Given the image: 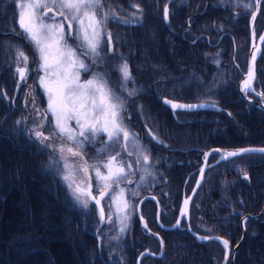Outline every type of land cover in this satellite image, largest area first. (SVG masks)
I'll list each match as a JSON object with an SVG mask.
<instances>
[{"label": "trees", "instance_id": "obj_1", "mask_svg": "<svg viewBox=\"0 0 264 264\" xmlns=\"http://www.w3.org/2000/svg\"><path fill=\"white\" fill-rule=\"evenodd\" d=\"M19 1L0 0V264H135L136 257L143 248L154 250V246H149V244L159 245V242L146 233L136 215L124 236L119 234L116 223H111V225L105 223L101 226L100 216L94 205L90 204L85 207L75 197H72L69 186L65 185L61 179V172L56 164L58 162L56 157L60 155L55 141H60V143L68 141L48 122L46 129L41 131L49 139L41 144L34 136V132L37 131L36 121L42 119L35 115L34 110H42L45 99L36 84L34 77L36 75L33 72L30 74L29 82L31 85L34 84L35 109L30 107L29 103L27 104L26 86L20 84L19 81L16 68H21L22 65L17 53L22 51L25 54L27 48H30V53L35 51L18 29L20 27L17 20ZM113 1H126L128 4L137 2L147 12L143 24L117 27L118 31L114 32L113 39L115 40V52L120 50L121 53L113 60V65L116 66L112 67L108 64L109 59L107 63L105 62L107 71L112 69L113 73L112 76L110 73L109 78L106 79L119 98L123 96L125 100H128L134 95L130 96L129 92L136 93L128 100V103L126 102L128 110L132 116L135 114L137 118L140 117L142 111H145L146 120L142 121V117L137 123L139 125L136 126L134 122L130 125L139 131H144L146 126L149 128L151 132H147L148 139L161 159V165H167L166 171L170 169L176 172V178L169 177L167 172L163 176L157 174L154 166V164L157 165L154 151L148 146H146L147 149L144 148L149 156L151 167H149V174L141 184V186L144 184V187L142 186L137 193L147 190L142 192L147 194L157 182L161 184V180L165 188L168 178L170 181H179L181 185L179 194L177 182L172 185L176 188L168 190L173 191L174 196L179 195L177 196L179 197L178 202L177 197H173L169 199L171 207H167L166 203H161L163 207L161 222L166 225L165 218L172 216L168 221L169 224L178 214L180 207L178 203L181 202L180 196L185 181L190 180L192 185L194 181L191 179L195 178L198 168L202 165V152H197L196 148L191 147L183 149L178 146L177 148L175 145L174 148H167L169 137L172 138L173 143L180 145L196 141L197 145L205 144L208 146H203L209 148L234 143H242L238 145L241 147L247 144L264 147V139L255 137V133L260 132L262 126L256 123V119L236 118L240 112L247 117L253 116L254 112L248 110L239 99L238 82L236 81L240 77V72L237 67H232V71L230 69V66L235 63L232 60L233 50H228L227 57L223 54L222 64L209 63L208 59L211 57L205 56V50H209L208 46H203L199 42L194 50L180 36V40L177 41L175 33H172L168 25L167 27L162 25L157 8L159 2L150 0L153 2L147 4L148 0ZM227 1L237 5L238 2L250 0ZM117 28L115 27L114 30ZM163 32H169V34H165L161 41L162 36L160 37L159 34ZM173 35L174 40L171 37ZM228 44L233 48L231 40ZM228 44L227 49H229ZM248 44L247 37L239 45L240 53L244 52V59ZM104 45L106 56L110 58V47L108 48L106 42ZM199 50L202 52L199 53ZM32 56L35 63L33 53ZM122 61L130 67L132 79L125 81L121 78L117 82V79L113 77L116 74L121 76L118 68ZM241 64L244 68L245 63L240 62ZM100 66L102 65L98 67ZM102 72L106 71L103 69ZM159 95L180 104L201 102L205 95H209L211 100H216L219 96L224 105L220 100L211 101L207 103L209 104L207 107L188 112H176L174 115L165 105L164 100L157 98ZM138 99L144 101H141L144 105L142 108L136 106ZM211 106H217L220 109L212 111L209 108ZM261 116L264 117L262 112ZM225 117H231L235 123L231 124V121L229 122ZM262 117L258 121L264 126ZM33 121H35L34 124ZM242 125L246 126L245 133L241 129ZM232 127L234 130L238 129L239 133L234 134ZM150 133L157 140L153 139ZM139 139L144 145L147 144L142 137L139 136ZM157 141H162V143ZM98 146L99 144H88L84 149L86 158L88 157L89 160V167L93 163L100 165L98 159L94 157ZM112 149L108 151L110 154L128 153L126 148L119 144ZM98 155L102 156L100 153ZM167 159L171 163H165ZM260 160L264 161V155L246 154L226 161V164L223 162L211 168V172L207 174L206 180L193 201L190 222L195 231L196 227L202 226L203 219H200L201 222L198 224L197 222L193 224V219L202 215L201 212H203L202 217H207L206 222L209 225V221H216V218L230 215L234 216L229 217L227 221L235 224L239 222L241 216L237 213L239 209H242L243 214L254 211L252 209L255 207L253 196L257 197L253 193V185L256 180H250V183L240 180L243 190L239 189V183L237 184L236 181H239L238 176L244 168L250 172L252 177L255 174V162ZM219 175L229 176L227 179L224 177L217 179L219 181L213 183L211 190L213 180L209 179ZM231 176L237 180H231ZM188 187L189 185L186 192H189L191 188ZM222 191L224 192L223 197L219 200L217 199L219 195L216 194ZM242 192V204H240ZM145 194L135 197L136 203ZM211 195L215 197L211 198ZM103 206L107 212L105 202ZM136 206L137 204L135 209ZM143 206H145L143 214L146 215L145 218L151 230L161 234L175 246L174 250L170 249V254L166 249L162 264H175V259L171 261L168 259L169 256L174 258V255L176 258L183 257V264H207V257L210 264H220L222 250L218 243L201 244L194 240L184 228L164 231L156 222L155 202L147 200ZM165 206L170 208L172 215L164 212ZM109 218H106V222ZM253 224V220L248 221V233L237 254L236 264H264V240L260 241L259 248L253 244L255 242V239L251 238ZM212 227L217 229L215 226ZM148 260L152 261V264H159V260L150 257L145 258L142 264H146Z\"/></svg>", "mask_w": 264, "mask_h": 264}, {"label": "rangeland", "instance_id": "obj_2", "mask_svg": "<svg viewBox=\"0 0 264 264\" xmlns=\"http://www.w3.org/2000/svg\"><path fill=\"white\" fill-rule=\"evenodd\" d=\"M156 1L157 0H155V2ZM223 1H225V0H213V2H217V3L218 2H223ZM29 2H31V0H20L18 2V10H19V15H18V18H17L18 24H19V19H20V13L22 11L20 5L21 4H26V3H29ZM101 2L103 4V8L96 10L97 19H102V21H103L102 25H101L102 33L99 36V44H98V48H97L98 55L93 54L90 51V49L87 47L86 43L82 40L79 24L75 20H71L70 17H69V19L66 20L64 16L60 15L58 6H50V10L49 9L35 10V15H33L31 17V19L29 18V15H28L29 10L27 8L23 9V11L25 13V15H24L25 25H29L30 23L31 24H35V25H39L40 23L59 25V24L63 23V25H64V28H63V39H61L60 34L57 32V34L51 40L48 41L52 45V47L49 49L50 58H49V67L47 69L42 68L40 66L43 62L39 60V55H38L35 43L32 42L28 38V34L24 31L23 28H21V27L18 28L20 30V32L23 33L26 41L35 50V51L32 52L33 55H34V58H35V63L33 62L32 53H30V51H29L30 48L29 49L27 48L26 49L27 51H25L26 52L25 55H27V57H28V61H27L26 65L22 62V60L20 58L21 65H22L21 68H25V76L21 80H20L19 74H18V77H19L20 84H22L23 86H26V91H25L26 102H27V104L29 103L30 107L35 109L34 103H33V98H34V95H35V93H33L34 84L31 85V83L29 82L30 81L31 72H33V74L36 75V76H34L36 78V84L39 87V90H40L42 96H44V99H45V103H44V105L41 108L42 110H34L35 115L39 116V118H42L40 121H41V124H43V127H40V125H41V124H39L40 121H36L38 123V124L36 123V125H35V128L37 127V129H36L37 131H41L42 129L43 130L46 129V123L48 122V124L50 126L52 125L54 130L56 132H58V130L55 128V117L53 115V112L51 110H49V95L52 94L53 96H55L56 91H57V89L59 87L58 81L63 82L66 76H72V74H74V73L78 74V76H79L78 82L80 84H83V83H85L88 80H92V79L98 77L101 80L106 82L108 88H111V87H109L110 84L108 83L107 79L109 78L110 73H111V76H112L113 73H112V69L109 70V72L107 71L106 63H107V61L109 59L108 64H110L111 66H116V65H113V62H114L113 60L115 58H118L119 54L121 52H120V50H117V52H115V40L113 39L112 34H111V44H110L109 40H108V37H107V34L111 33L110 29H114L115 27L117 28L120 25L128 26L129 24L130 25H136L137 23H140L141 20H143V17H144V15H143L144 9L137 2L136 3L129 2L130 4H128V6L123 5L122 2L121 3H115L113 0H101ZM151 2H153V1L148 0L147 4L151 3ZM169 2H170V0H167V5H166L167 7H168ZM257 2H258V0H257ZM107 4H110L114 8H112V7L109 8L107 6ZM115 4H117V5H115ZM236 8H237V6L236 7L235 6L230 7L231 10H235ZM117 11L119 13H121L120 14L121 18L120 19L118 18V20L113 21L110 18H114L115 17L114 13H116ZM43 12H47V15H45L43 17L42 21L37 20L36 16H39ZM122 12H125V13H122ZM105 14H106V16H105ZM65 15H68L66 10H65ZM253 15H251V17H252L251 21H253V17H254ZM230 16H231L232 20L229 18L227 20V23L224 24V26L226 28H228V27H231L232 25H235V24H236V26L238 25V27L243 30L242 34H244V36L242 38H240V42H243L244 39L247 38V35H248V30H247L248 29L247 28L248 23L247 22L246 23L239 22V21L233 22L234 19H233L232 15H230ZM104 17H105V22H104ZM110 20L112 21V25L109 27V25H110L109 21ZM69 23H71V27H69ZM87 23L88 22L85 21L86 25H87ZM162 23H163V21H162ZM19 26H20V24H19ZM252 26L254 27V24ZM163 28L165 30L164 26H163ZM250 30H251V25H250ZM98 31H99V29H98ZM172 33H174V32L172 31ZM227 36H228V40H227V42H228L230 40L231 34L227 35ZM255 36H256L255 32L253 34L252 31H251L250 32V36H249V38H250L249 42H251V38L252 37L255 38ZM255 39H257V37ZM105 42L108 43V48L110 47V58H108L106 56L107 53H105V45H104ZM68 49L73 50L75 52V54H76L75 59H76L77 62L75 64V66H70L66 62L60 63L58 65L57 64L58 60L59 61H64L65 60V57L62 54L64 52H66ZM228 50H230V51L233 50L234 51V47L231 48L230 45H229V49ZM248 50H249V44H248L247 52H248ZM107 52H108V50H107ZM227 52H229V51H227ZM27 53H29V54H27ZM84 53H87V55L85 56ZM208 54H209L208 57L212 56L211 59L210 58L208 59L209 63H214L215 65L222 64V62L224 60L223 59V54H225V52L223 54H221V55L220 54L218 55V51L213 50L212 53L209 52ZM246 57H247V55H246ZM79 61H82L86 65L87 71H85V69L79 67ZM245 63H246V58H245ZM123 64H125V63L122 61V63L119 65V68H118V71L121 73V76L116 74L117 76L114 75V77H113V78L117 79V82H118V80L123 78V74L120 71V67ZM33 65L35 66L34 70H33ZM99 65H102V66L98 67ZM256 65H257V63H256ZM236 66H237V62L234 63L233 66H230V69L232 67H236ZM17 68H19V67H17ZM103 69H105L106 72H102ZM129 69H130V67H129ZM231 71H232V69H231ZM130 72H131V69H130ZM255 74H256V71H255ZM247 75H249V70L246 72L244 77H246ZM41 79H43V81H44L43 84L41 83ZM239 79H241V78H239ZM111 90H112V94L115 95L114 90L112 88H111ZM133 94L135 95L136 93H133ZM134 95L129 97L128 100L131 99ZM209 97H210L209 95H205L202 98L201 103L202 102H204V103L211 102ZM162 99L167 100V98H165V97H163ZM124 100L125 99H122V100L120 99V101L123 104V107H124V102H125ZM128 100L126 99L127 103H128ZM78 103H79V101H77V104ZM69 107L71 108V105H69ZM210 109L212 111H215V110H219L220 107L213 106ZM88 110L91 112V108L90 107H89ZM243 114L244 113H242V112L239 113V115H243ZM120 115H121V121H122L123 126L132 134L126 142H122L123 146L128 151V153H124V155H121L120 153L110 154L108 152L110 150H113L112 148L115 145H117V144H113L112 142H110L107 139V134L104 133V132H99L96 136L90 137V141L91 142H89V140H85L84 137L79 136L78 133H79V131L81 129H80V126L76 122L75 113L72 112V111L67 112L65 114V116L62 117L61 122L65 125L66 128L72 130V135L75 136V138H76L75 142L72 141V140H69L66 135L60 134L68 142L67 143H60V141H55V143L57 142L56 143L57 144L56 147L59 150L58 154L60 155V156L56 157V159L58 161L56 164L58 165L59 171L61 172V179L63 180L65 185L66 184L68 186L70 185L68 188H69V190L71 192L70 194L72 195V197L76 198L78 196L79 197V200H78L79 202L82 203V201L86 200V201H88L87 205H90V204L94 205L97 214H99V216H100V220L102 219V216H101L97 206L94 204V202L88 196V194L85 193V192H82L81 190L80 191L76 190L77 186H79L81 189H84V190L87 189V184L89 183V180H86V173L82 170V168H87V167L90 168L89 164H88L89 160H88V157L86 158V155L84 153V149L86 148V146L88 144H92V145L93 144H99V146L97 147V150H96V152H98V154L99 153L102 154V156L97 158L98 161H99V164L107 163L111 156H116V160L112 162V170L115 172L118 167H123L125 169V172L127 173V175L126 176H122L119 179L118 182L113 183L111 179H108V180L98 179L97 176H96V170L92 168L90 171L94 175V177H96V180H93L94 192H99L100 191V193H101V192L104 191L103 193L105 195L102 198V205H103V202H105V205H106V208H107V212L105 211V217L106 218L110 217L108 219V222H106V218H105V221H104L103 224H102V220H101L100 221V225L103 226L105 223H108L109 225H111V223H116L118 228H119L118 231H120L119 234H121V235L123 234L122 236H124L125 233H126V230L130 227V224L132 223L133 218L136 215L137 206H136V209H135V205L137 203L135 201V197H137L138 195L142 196V195L145 194V193H142V192H146L147 191V190H141V192L137 193L140 190V188H142V186L144 187V184L142 186H141V184L146 179V176L149 174V171H150L149 167H151V164L149 163L150 160H144L143 159L142 153H145V151H144V146L145 145L140 141L139 136H138L139 134H137L138 131L134 132V130H136V129L132 125L127 123V120H125V117H124V111H122ZM128 115L131 116V113L130 114L128 113ZM49 119H51V121H49ZM89 119H91V116L89 117ZM102 119L103 118H101V120ZM145 120L146 119H143L142 121H145ZM227 120H229V122L231 121V124L235 123L234 121H232L233 119H231V117H227ZM34 122L35 121H33V124H34ZM81 123H83V120H81ZM97 127H100V125L97 124ZM241 129H242V131L244 133L246 132V126H241ZM109 130H110V128H109ZM232 130H233L232 132L234 134H238L239 133L238 129L234 130L233 127H232ZM85 135H88L87 131H85ZM103 140L105 142H102ZM79 141H83V147L82 148L80 147V145L78 143ZM221 141L223 142V140H221ZM222 142H220V143H222ZM234 144L233 145H226V146L218 145V146H212V147L209 148V147H205V146H208V145H205V144H203L205 146L197 145L196 141H193V143L187 142L185 144H181L180 145V144H178L176 142L173 143V140H172L171 137H169V139L167 140V146L170 147V148H172V146L174 147V145H175V146H177V148L181 147L183 149H185L187 147L196 148V150H200L201 149L198 152L202 151V152L206 153V156H207V153H210V152H213V151H217V150L227 151V149H237V148H243V147L244 148L245 147L246 148L247 147H261V146L251 145V144L250 145L247 144V145L241 147V146H238V145H242V143H237V144L234 143ZM119 145L121 146V144H119ZM197 146H200V148H197ZM61 148L64 149L63 152L60 151ZM69 148L73 149L74 152L81 153L83 159H81V156H73L72 153H70L68 151ZM101 149H106V150L102 152ZM153 153H154V157H156L155 163H157V165L154 164V166H155V170H156L157 174H159L160 176H163L165 174V172H167L169 177H171V178L175 177L176 178V176H177L176 172L172 171L170 169L168 171H166V166L167 165H161L162 162H161V159L158 157V154L155 151ZM247 154L264 155L262 153H247ZM243 155H246V154H243ZM125 156H127V157L125 158ZM165 163L169 164L171 162H169V160L167 159V160H165ZM66 164L69 165V167H65ZM128 164H131V168L128 167ZM99 170H100L102 176H107L108 175V170L107 169H104L103 167H101ZM210 170H208L207 173L204 174V176L202 178V183L199 186L198 190L200 189V187L202 186V184L206 180V176H207V174L209 173ZM245 173H247V178H245ZM249 173L250 172L247 169H245V168L243 169V171L241 173V175H242L243 179L245 180V182L250 183L249 182L250 180H257L256 178L254 179L253 176L250 178ZM65 175H69V180L68 181H64L63 177ZM181 175H183V173ZM136 176H138V178ZM228 176L227 175H219V176H216V177H211L209 180H211V181L213 180V182H212L210 188L212 187L214 182L216 183V182L219 181V180L217 181V179H221L223 177L227 178ZM230 178H231V180H237L235 177H232V176ZM230 178H228V179H230ZM193 181H195V180H193ZM258 181L263 182V184L259 188V190L261 192V195H264V180H257V182ZM175 182H177V186H179L178 187V193H180L181 185L178 183L179 181H176V180H171L170 181V178H168V184L166 185L165 189L168 191L170 189L173 190V188H176V186H172ZM226 182H227V180H226ZM237 182L239 183V185L242 184V182H240V180L236 181V183ZM135 183H137V184H135ZM161 184H162V180H161ZM192 186H194V182H192V185L190 184L188 188H190ZM121 190H123V191H121ZM190 190H191V188H190ZM198 190H197V192H198ZM211 190H212V188H211ZM197 192H196V194H197ZM106 193H107V195H106ZM207 193H209V191ZM223 193L224 192L222 191L219 194H216V195H219L217 199L220 198L219 200H221L222 197H223ZM242 194H243V192H242ZM98 196H97V198H98ZM133 196H134V198H133ZM173 196H174V193H173ZM185 196H186V194H184V196L182 198L180 196V198L183 199ZM256 196H258V195H256ZM214 197H215L214 195H211V198H214ZM180 206H181V202H180ZM103 208H104V206H103ZM179 210L180 209H178L177 218L179 216ZM141 213L143 214V210H142ZM201 213L203 215V212H201ZM202 215L200 214L198 216V218L199 219H204V217H202ZM145 216L146 215H144V217ZM182 221L185 222L184 223V227L185 228L183 226H180L179 228H184V229L187 230L186 218H183ZM189 224H190V227H191L192 231H194L195 233H197L200 236L201 235L207 236V234L198 233L197 230L195 231L192 228L190 221H189ZM243 226H244L243 227V229H244L246 226H245V224ZM121 229H123V231H121ZM155 233H157V232H155ZM244 233H245V230H244ZM189 234L192 236V234L190 232H189ZM159 235L161 236V234H159ZM194 240H196V239L194 238ZM215 241H217V240H211L209 242H215ZM209 242H207V243H209ZM201 244H206V243H201ZM149 246H154V248H153L154 250H150V248H143L139 252V254L137 255L136 260H135V264H137V259H138L139 255L142 252L150 251L153 254H158V253H160V251L162 249L160 243H159V245L155 244V243L149 244ZM223 246H220V248L222 250L220 264L222 263V260L224 258L223 257L224 249L228 250V248L227 249L225 247L223 248ZM165 252H166V246H165ZM148 257L153 258L154 260H159L158 261L159 264H162V262H163L162 258H155L153 256H147V257H144L141 260L140 264H142V261L145 258H148ZM168 259H169V261H171V258H168ZM146 264H152V261L148 260L146 262Z\"/></svg>", "mask_w": 264, "mask_h": 264}, {"label": "flooded vegetation", "instance_id": "obj_3", "mask_svg": "<svg viewBox=\"0 0 264 264\" xmlns=\"http://www.w3.org/2000/svg\"><path fill=\"white\" fill-rule=\"evenodd\" d=\"M156 2H159L157 5V8L159 11V17L163 21L162 25H164V26L168 25L169 26L168 28H170V30H172L176 34L175 39H177V41L180 40L179 39V36H180L184 41L186 40L188 42V44L191 46V48H194V50H196L195 46L198 45L199 42H201V44L203 46H206V45L208 47L212 46V45L216 46V48L214 50L218 51V55L219 54L221 55L224 53V51H226V52L228 51L227 44L231 40L234 49H236V51H237V49L239 50V53L236 54V56H234V57H236V62H237L236 67L240 71V77L239 78H242V76L244 75V73L247 70V64L245 63V59L243 58L244 52L241 51V54H243V55L239 56L240 55L239 45L242 44V42H240V38H242L244 36V34H242L243 30L240 29L238 27V25L236 26L235 23H234L235 25H232L231 27H228V28H226L224 26V24L227 23V20L229 18L231 19L230 15H232V17L234 19L233 22H235V21L244 22V23L247 22L248 23V26H247L248 35H247V37H248V40L250 41V38H249L250 32H251L250 20H251V15H253V11L255 10V7H256L254 0L241 1V2H238L237 5L234 3H230L227 0H225L223 2H218V3L213 2V0H170L168 7L166 6L167 0H157ZM115 3H121V2H115ZM115 5H117V4H115ZM107 6L109 8H111V7L114 8L110 4H107ZM232 6H235V7L237 6V8L235 10H231L230 7H232ZM151 9H152V6H151ZM165 9L167 10V16H165ZM125 12H122V13H125ZM146 13L147 12L144 9V12H143L144 17H143L142 24L145 21V14ZM114 14H115V17L110 18L113 21H116V20H118V18L119 19L121 18V15H120L121 13H119L118 11ZM104 22H105V17H104ZM109 22H110V25H109V27H110L112 25V21L110 20ZM185 25H187V27H185ZM128 26H130V24ZM254 29H255V35L257 38L260 37L262 35V33L264 32V0H262V2L260 4V12H259V16L255 22ZM117 31H118V28L116 30L110 29L112 37L114 35V32L116 33ZM165 34H169V32H165V33L163 32V34H161V35L159 34L160 37L162 36L161 41H162V38H164ZM230 34H231L230 40L227 42V35H230ZM171 37L174 40V35ZM212 40H214V41H212ZM244 40H246V38ZM211 41H212V43H211ZM263 45H264V41H263ZM205 51H207V50H205ZM201 52H202V50H199V53H201ZM226 52L224 54V57L225 56L227 57ZM263 54H264V48L262 49V53H261L259 60L257 61L256 67L258 66V68H256L257 70H256L254 82H253V88L257 91V93H264V57H262ZM245 55H247V57H248L249 50H248V52L245 53ZM245 58H246V56H245ZM225 60H226V62H228L227 58ZM240 61L242 63L246 64L245 69H243L242 64L240 65ZM259 62H260V65H258ZM237 82H238L237 85H238L240 101H242L244 106H247L248 110H251V112L253 111L256 113H254V115L253 116L251 115L250 117L237 114L236 118L240 119V120L256 119V121H257L256 123L259 126H262L261 127L262 129L260 132L255 133V137L264 139V126L261 125L260 122L257 120L260 118L261 112L264 113V111L259 106L260 103L262 102V99L256 95H254V94L247 93V99H246L247 101H246L241 96V91L239 88L240 79H238V81H236V83ZM161 84H164V83H161ZM262 96L264 97V95H262ZM122 98L125 99L123 96L120 97L121 100H122ZM157 98L162 99L163 97H161V95H159V96H157ZM162 100H164V99H162ZM218 100H220L223 104V101L219 98V96H218V98H216V100L210 99V101H213V102H216ZM124 101L125 102H124L123 111H124L125 120H127L128 124H130V123L132 124V122H133L131 119L132 115L131 116L128 115V113L130 114V112L127 108L126 100H124ZM171 101H173V100H171ZM170 115L173 116V114L171 112H170ZM225 118L227 119V117H225ZM145 128L146 129H144V131H139L138 129L134 130V131H138V133H137V134H139L138 136L142 137L144 142H147L148 145L145 144L144 148L147 149L146 146H148L151 148V150L154 151V149L152 148V145H151V141H149V139H148L149 137H148L147 132H148L149 128L147 126ZM102 142H105V141L103 140ZM167 148H170V147H167ZM172 148H174V147L172 146ZM200 150H197V152ZM97 153L98 152H94V157H96V158L99 157V155ZM203 153L204 152H202V154ZM262 161L263 160L255 162V169H254L255 174L253 175L254 179L256 178L257 180H264V176H263L264 175V161L263 162ZM87 169H88V172L86 173V180H90L89 183L87 184V188L90 186L92 194L94 195V197H97L98 195H100V191L94 192L93 180H96V177H94V175L91 173V171L88 167H87ZM249 175L251 178L250 173H249ZM196 177H197V174H196L195 178L191 179V180H196ZM158 178L160 180L159 176H158ZM238 180H244L241 173L238 176ZM257 180H256L255 184L253 185V193H255V196L258 195V196H256L257 198H255L253 196V204L255 205V207L252 208L254 210V211H252L253 213L250 212L249 214H242V209H239L237 213H240L242 217L240 216L239 222H236L235 224H230L227 221L229 217H232L234 215H230L228 217L225 216L223 218H216V221H209V225L206 222L207 217L204 216L202 226L196 227V230L198 231V233L200 232L202 234H207V237H213V236L220 237L222 240H227L229 242V246H230L231 251H230V257H229L228 264H231L232 259L234 260V264H236L238 262L237 254L239 252L241 245L243 244V242L246 238L247 231H248L247 224H248L249 220H254V224L252 226V229H253L252 235L255 236V237H253V239H255V242L253 244L256 245L257 248H259V245H260L259 242L261 240H264V195H261V192L259 190V188L262 186L263 182H261V181L257 182ZM239 186H240L239 189L243 190V187L241 185H239ZM183 189H182L181 198L184 196V194L187 195L186 190L185 189L183 190ZM189 193H190V191L188 192V194ZM148 194L155 197V199H157L159 203H166L167 207L168 206L171 207L169 199H173V197H174L173 192L167 191L164 188V186H162V184H159L157 182V184L152 189H150L148 191V193L145 195H148ZM155 194H157V196H155ZM178 194H176L175 198L177 196H179ZM106 195H107V193H106ZM195 196H196V194H195ZM195 196L193 198V201L195 199ZM242 196H243V194L241 195V197ZM178 198L179 197H177V202H178ZM193 201H192V204L190 207V221H191V209H192ZM146 202H147V200L143 203V205ZM239 203L240 204L242 203V198L239 200ZM178 204L180 205V202ZM167 207L165 206L164 212L171 214L170 208H167ZM142 208H143V213H145V210H144L145 206H142ZM229 214H231V212H229ZM204 215H205V213H204ZM245 215L256 216V218L250 217L247 220L246 229H245V233H244V229H243L244 226L241 223V219L243 220ZM171 218H172V216L168 219L165 218L166 225L173 224L174 221L177 219V215L174 216V218L172 219V223L168 224V221ZM195 222H197V224H198L201 222V220L198 218H195V220L193 219V224ZM184 223L185 222L182 221L181 226L184 227ZM212 226L217 227V229H214ZM238 235H240L239 238H238ZM242 238H244V239L239 244V242L241 241ZM163 239L165 242L166 249L170 254V251H171L170 249L174 250L173 248L175 246H174V244L170 243L167 238H163ZM215 242L218 243L220 246H223V244L221 242H219V241H215ZM235 247H237V249H236V252H235L234 257H233V251H234ZM223 248H224V246H223ZM175 249H177V248H175ZM225 251L226 250L224 249V254H225ZM169 257L171 258V260L175 259V261H176L175 264H183L182 263L183 257L182 258H176L175 255H174V258L171 256H169ZM223 257H224V255H223ZM207 264H210V260L208 259V257H207Z\"/></svg>", "mask_w": 264, "mask_h": 264}, {"label": "snow or ice", "instance_id": "obj_4", "mask_svg": "<svg viewBox=\"0 0 264 264\" xmlns=\"http://www.w3.org/2000/svg\"><path fill=\"white\" fill-rule=\"evenodd\" d=\"M50 6H58L60 15L64 16L66 20L70 17L71 20H75L79 24L82 40L86 43L87 47L93 54L98 55L97 48L99 44V36L102 33L101 25L103 21L102 19H97L96 10L103 8L101 0H31L29 3L20 5L22 11L20 13L19 24L28 34V38L35 43L39 60L43 62L40 66L45 69L49 67V49L52 45L48 41L51 40L57 32L60 34L61 39H63L64 25L63 23L59 25L43 23H40L39 25L31 23L25 25V13L23 9L27 8L29 10L28 15L31 19V17L35 15V10H50ZM65 10L68 15H65ZM45 15H47V12H43L39 16H36V19L42 21ZM165 16H167L166 9ZM85 21L88 22L87 25L85 24ZM69 27H71V23H69ZM107 37L110 41L111 33H108ZM261 39L264 40V37H261ZM17 54L26 65L28 57L22 51ZM62 55L65 57V60H58V65L66 62L70 66H75L77 61L75 59L76 54L73 50L68 49ZM84 55L86 56L87 53H84ZM79 67L87 71V67L82 61H79ZM120 71L122 72L125 81L132 79L127 63L120 67ZM17 73L19 74V77L23 79L25 76V68H17ZM251 76L252 73L249 72V77L251 78ZM78 80V74L74 73L72 76H66L63 82L58 81L59 87L55 96L52 94L49 95V110L53 112L55 117V128L60 134L66 135L69 140L75 142L76 138L72 135V130L66 128L61 122L62 117H64L67 112L72 111L75 113L76 122L81 129L78 133L79 136L84 137L85 140L91 142L90 137L96 136L99 132H104L107 134V139L110 142L113 144H121V146H123L122 142H126L132 134L122 124L120 114L123 111V104L120 101V98L113 95L112 90L107 87L106 82L98 77L88 80L83 84H80ZM41 83H44L43 79H41ZM244 83L245 86L249 85V81H245ZM132 94V92H129L130 96ZM258 95H264V93H258ZM77 101H79L78 104ZM164 103L171 105L173 108L179 107L190 109L196 107L195 105L186 106L172 104V101L170 100H165ZM69 105H71V108ZM203 106L204 105H200V107ZM89 107L91 108V112L88 110ZM90 116L91 119H89ZM101 118L103 119L101 120ZM81 120H83V123H81ZM97 124H99L100 127H97ZM40 127H43V124H41ZM85 131H87L88 135H85ZM34 136L41 144L49 139V137L45 136L42 131H35ZM157 142L162 143V141ZM78 143L82 148L83 141H79ZM63 150V148L60 149L61 152H63ZM105 150L106 149H101L102 152ZM68 151L72 153L73 156H81V159H83L81 153L74 152L71 148H69ZM256 151L264 153V149H240L238 151L225 152L224 157H233L240 153ZM142 155L144 160H149V156L146 153H142ZM115 160L116 156H111L107 163L100 165L93 163L90 167L96 170V176L98 179H111L113 183H116L122 176H126L127 173L123 167H118L115 172L112 170V162ZM65 167H69V165L66 164ZM101 167L108 170L107 176L101 175L99 170ZM128 167L131 168V164H128ZM82 170L85 173L88 172L87 168H82ZM245 178H247V173H245ZM63 179L64 181H68L69 175H65ZM76 190L80 191L79 188ZM100 195L103 196L104 193L101 192ZM76 199L79 200V197L77 196ZM92 199L96 200V197H92ZM96 202L98 203L99 201ZM82 203L87 207L88 201L85 200L82 201ZM184 203L187 205L188 201L186 200ZM101 216L103 218L102 210ZM145 227H147V225H145ZM121 231H123V229H121ZM201 239H209V237H201ZM215 239L219 240L221 238L215 237ZM222 242L227 249L229 247V242L227 240H223ZM161 243H163L162 240Z\"/></svg>", "mask_w": 264, "mask_h": 264}, {"label": "bare ground", "instance_id": "obj_5", "mask_svg": "<svg viewBox=\"0 0 264 264\" xmlns=\"http://www.w3.org/2000/svg\"><path fill=\"white\" fill-rule=\"evenodd\" d=\"M255 1V4H256V7H255V10L253 11L255 14H256V16H255V18L253 19V21H251L250 20V25H251V29H253L252 28V25L254 24V26H255V22H256V20H257V18H258V16H259V12H260V3L262 2V0H258V2H257V0H254ZM122 4L123 5H125V6H128V3L126 2V1H123L122 2ZM125 8V7H124ZM253 13V14H254ZM252 18V17H251ZM256 19V20H255ZM142 21L143 20H141V22L140 23H137V24H141L142 23ZM253 23V24H252ZM252 31V30H251ZM261 37H264V32L262 33V35L260 36V37H258L257 39H256V43L254 44L253 43V41H252V38H251V42H249V55H248V57H246V64H247V70H246V72L249 70L251 73H252V76H251V78L250 79H247V80H243V78H244V76H245V74H246V72L244 73V75L242 76V78L240 79V84H239V88H240V91H241V96L244 98V99H247V93H251V94H254V95H256V96H258V97H260L261 99H262V102L260 103V108L264 111V97L262 96V95H258V93H257V91L253 88V79L255 78V71H254V64H255V62L259 59V57H260V55H261V53H262V49L264 48V45H263V41L264 40H262L261 39ZM212 41H214V40H212ZM212 41H211V43H212ZM214 43V42H213ZM216 45V44H215ZM207 46V45H206ZM216 48V46H209V50H207L206 51V53H205V56H208L209 54V52H211L212 53V51L214 50ZM244 51V50H243ZM215 53V52H214ZM213 53V54H214ZM239 53V51H238V49H237V51H236V49H234V51H233V56H232V60H233V62H235L236 63V57H234V56H236V54H238ZM241 54V53H240ZM243 55V54H242ZM229 56V55H228ZM240 56V55H239ZM246 56V55H245ZM244 56V57H245ZM211 58H212V56H211ZM210 58V59H211ZM240 59V58H239ZM248 60V61H247ZM241 62V61H240ZM253 63V64H252ZM252 64V65H251ZM256 68H258V66L256 67ZM241 69V68H240ZM244 69H245V67H244ZM105 70V69H104ZM252 70V71H251ZM257 70V69H256ZM240 72V71H239ZM245 81H249V85L248 86H245ZM244 88V89H243ZM254 89V90H253ZM143 99H138L137 101H136V106H139L140 108H142V106H144L142 103H141V101H142ZM175 102V101H174ZM177 103V102H176ZM187 104H193V103H185V104H180V105H187ZM165 105L173 112V114H175L176 112H188V111H191V110H193V109H197V108H204V107H194V108H190V109H177V110H173V109H171L166 103H165ZM212 107V106H211ZM211 107H209V108H211ZM217 107V106H216ZM254 113H256V112H254ZM263 116H264V113H263ZM143 117V119H145L146 118V112L144 111H142V113H141V115H140V117H136V115L134 114L133 116H132V121L134 122V124L137 126V125H139V124H137V123H139L140 122V119ZM259 117V116H258ZM261 117V116H260ZM263 118V117H262ZM264 119V118H263ZM258 120V119H257ZM136 121V122H135ZM148 130V129H147ZM149 132H151L150 130H148ZM135 132V131H134ZM150 135H151V137L154 139V135L152 134V133H150ZM155 140H157L156 139V137H155ZM227 150H232V149H227ZM225 152H230V151H216V152H214V153H207V156H206V153H204V154H202V156H201V166L198 168V170H197V177H196V180L194 181V186L193 187H191L192 189L191 190H189L190 191V193L189 194H187L183 199H181V206L179 207V216H178V218H177V220H175L174 221V223L173 224H171V225H165V224H163L162 222H161V217H162V214H163V207H162V205H161V203H159L158 202V200L157 199H153V198H150V197H153L152 195H150V194H148V195H145V196H143V197H141L140 199H139V201H138V203H137V205L139 204V202L143 199V198H146L145 199V201L146 200H152V201H154L155 202V204H156V222H157V224H158V226H159V228H161L162 230H164V231H174V230H176V229H178L180 226H181V223H182V220H183V218H186V222H187V230L192 234V236L196 239V241L197 242H201V243H207V242H209V241H211V240H217V241H220V242H222L223 240L222 239H215V236H213V237H209V239H202L201 240V237H207V236H205V235H198L197 233H195L194 231H192V229H191V227H190V224H189V221H190V207H191V204H192V201H193V199H192V201H191V203H190V207H189V214L187 215V213H185L183 210H185V206H184V201L185 200H187L188 198H189V196L191 195V193L193 192V190H194V188H196V184H197V182H198V180H202V178H203V176H204V174H206L207 173V171L208 170H210L211 168H213V167H215V166H217V165H219L220 163H223V162H226V161H229V160H231L232 158H234L235 159V157L236 158H238V156H233V157H224V154H225ZM216 158V159H215ZM255 162V161H254ZM218 171V170H217ZM216 171V172H217ZM202 174V175H201ZM264 176V175H263ZM200 177H201V179H200ZM90 181V180H89ZM201 183H202V181H201ZM188 185H190V180H186L185 181V184H184V189L186 190V188H187V186ZM201 185V184H200ZM199 185V186H200ZM240 187V186H239ZM77 188H79L82 192H85V193H87L88 194V196L91 198V200L94 202V204L97 206V208H98V210H99V203H101V205H102V198H103V196L105 195H103V196H101V195H99L100 196V201L101 202H96L97 201V199L96 200H93L92 199V194H91V187L89 186L87 189H81L79 186H77ZM199 188V187H198ZM234 192V191H233ZM188 193V192H187ZM236 197V196H235ZM194 198V197H193ZM242 198V197H241ZM240 198V199H241ZM220 199V198H219ZM245 199V198H244ZM144 201V202H145ZM143 202V203H144ZM220 203V202H219ZM242 204V203H241ZM218 205V204H217ZM142 206H143V204H142ZM142 206L140 207V209H139V211H138V207H137V210H136V216H137V218H138V220L140 221V224L144 227V229H145V231H146V233L149 235V236H151L152 238H155L156 240H158L159 241V243L161 244V251H160V253H158V254H153V253H151L150 251H144V252H142L140 255H139V257H138V259H137V264H140V262H141V260L144 258V257H147V256H153V257H155V258H164L165 257V242H164V239H163V237L162 236H160L158 233H155L153 230H151V228L149 227V224H148V221H147V219L144 217V215L141 213L142 212ZM229 207V206H228ZM237 211V210H236ZM99 212H100V210H99ZM139 212V213H138ZM182 213H184L183 215H182ZM260 213V212H259ZM258 213V214H259ZM140 214V215H139ZM243 214V213H242ZM245 214V213H244ZM252 215V214H251ZM251 215H245V217H244V219L242 220L241 219V223L244 225L245 224V226H246V222H247V220L251 217V218H256V216H251ZM244 216V215H243ZM242 217V216H241ZM106 218V217H105ZM179 218H181L180 219V222H179V225L176 227V228H171L173 225H175L176 223H177V221L179 220ZM102 220V219H101ZM163 220V219H162ZM104 221H105V219L102 221V224L104 223ZM254 221V220H253ZM145 225H147V228L149 229V230H147V228L145 227ZM242 227V226H241ZM246 229V227L244 228V230ZM149 231H151V232H153L154 234H156V237L155 236H152V235H150L149 234ZM247 233H248V231H247ZM194 234H196L197 236H194ZM253 234V233H252ZM257 234V233H256ZM255 235V234H254ZM200 237V238H199ZM245 237V236H244ZM253 237H255V236H253V235H251V238H253ZM244 239V238H243ZM243 239L239 242V244L243 241ZM161 240L163 241V243H161ZM223 243V242H222ZM260 243V242H259ZM238 244V245H239ZM237 245V246H238ZM236 249H237V247H235V250H234V252H233V257H234V254H235V252H236ZM230 251H231V249H230V246L228 247V250H226L225 251V254H224V258H223V260H222V263L221 264H227L228 263V261H229V257H230ZM206 264V263H205ZM231 264H234V260L232 259L231 260Z\"/></svg>", "mask_w": 264, "mask_h": 264}, {"label": "water", "instance_id": "obj_6", "mask_svg": "<svg viewBox=\"0 0 264 264\" xmlns=\"http://www.w3.org/2000/svg\"><path fill=\"white\" fill-rule=\"evenodd\" d=\"M254 17L256 16V14H254L253 15ZM256 20V19H255ZM253 24V23H252ZM252 28L253 29H251L252 30V33L254 34V32H255V29H254V27L252 26ZM255 38H256V36H255ZM254 37H252V41H253V43L255 44L256 43V39H255ZM109 43L111 44V40L109 41ZM258 61V60H257ZM257 61L255 62V64H254V71H256V63H257ZM253 64V63H252ZM251 64V65H252ZM252 71V70H251ZM250 72V71H249ZM247 79H250V77H249V75H247L246 77H244L243 78V80H247ZM20 80H21V78H20ZM168 100V99H167ZM165 101V100H164ZM171 101V100H170ZM172 104H176V105H180V103H176V102H174V101H172ZM171 109H173V110H177V109H189V108H179V107H177V108H173L171 105H169V104H167ZM187 105H195L196 107H200V105H204L205 107H207V106H209V104H207V103H201V102H198V103H193V104H187ZM186 105V106H187ZM203 106V107H204ZM240 149H264V147H243V148H237V149H232V150H227V151H238V150H240ZM217 151H224V150H217ZM214 152H216V151H213V152H210V153H214ZM247 153H260V152H258V151H256V152H247ZM247 153H240L239 155H236V156H240V155H243V154H247ZM262 154H264V153H262ZM200 179H201V177H200ZM201 181L202 180H198V182H197V184H196V188H194V190H193V192L191 193V195L189 196V198L187 199V201H188V203H187V205H185V203H184V206H185V210H183L185 213H187V215L189 214V207H190V203H191V201H192V199H193V197L195 196V194H196V192H197V190H198V187H199V185L201 184ZM91 194H92V192H91ZM92 196L94 197V195L92 194ZM150 198H153L154 200H155V197H150ZM96 199H97V201H99V202H101L100 201V196H98V198L96 197ZM145 199L146 198H143L140 202H139V204L137 205V207H138V211H139V209H140V207L142 206V204H143V202L145 201ZM186 201V200H185ZM184 201V202H185ZM99 210H100V214H101V210L103 211V218H102V221L105 219V210H104V208H103V205H101V203H99ZM139 213V212H138ZM184 214V213H183ZM140 215V214H139ZM180 219L181 218H179V220L177 221V223L175 224V225H173L171 228H176L178 225H179V222H180ZM147 228V227H146ZM147 230H149L148 228H147ZM149 234L150 235H152V236H155L156 237V234H154L153 232H151V231H149ZM194 236H197L196 234H194ZM198 237V236H197ZM200 238V237H199ZM202 240V239H201Z\"/></svg>", "mask_w": 264, "mask_h": 264}]
</instances>
